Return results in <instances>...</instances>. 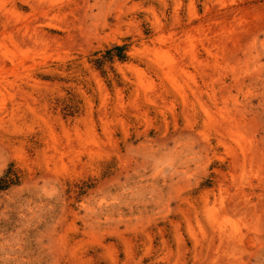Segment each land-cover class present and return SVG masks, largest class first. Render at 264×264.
<instances>
[{
	"label": "rangeland",
	"instance_id": "obj_1",
	"mask_svg": "<svg viewBox=\"0 0 264 264\" xmlns=\"http://www.w3.org/2000/svg\"><path fill=\"white\" fill-rule=\"evenodd\" d=\"M92 2L73 0L49 11L34 10L32 0H8L0 10V146L27 144L45 167L69 171V161L83 157L90 165L120 142L132 153L146 150L140 145L164 153L197 122L199 131H210L213 115L232 99L223 89L222 70L244 59L247 28L238 26L264 20V0H126L120 20L108 16L109 28L89 37L86 29L76 30ZM46 16L68 20L52 23ZM224 75L230 82L231 73ZM218 143L213 155L224 160L229 146ZM139 159L132 156L129 167ZM228 163L233 172L217 169L218 180L235 174L241 161ZM215 187L188 198L176 218L149 231L143 243L167 240L176 223L191 217L192 201L213 198ZM247 194L240 192L241 198ZM85 245L101 255L81 264H101L115 248L99 239L78 247ZM122 248L116 249L118 264Z\"/></svg>",
	"mask_w": 264,
	"mask_h": 264
},
{
	"label": "clouds",
	"instance_id": "obj_2",
	"mask_svg": "<svg viewBox=\"0 0 264 264\" xmlns=\"http://www.w3.org/2000/svg\"><path fill=\"white\" fill-rule=\"evenodd\" d=\"M7 2L0 0V10ZM72 3L32 0L34 10H62ZM125 3L93 0L76 31L98 36L109 28L108 16L120 20ZM45 19L63 24L68 17ZM238 27L247 28L244 59L222 70L223 89L232 99L213 115L210 131H199L197 122L164 153L144 145L139 147L146 150L132 153L120 142L90 165L83 157L69 161V171L45 167L27 144L0 146V264L95 261L101 249L78 247L91 239L115 244L101 264H118L121 245L119 264H264V194L258 195L264 193V20ZM221 140L230 149L224 160L213 155ZM132 156L140 159L129 167ZM229 160L241 163L235 174L218 180L217 169L233 172ZM72 167L83 171L72 174ZM214 183L213 198L192 201L191 217L176 223L167 240L143 243L149 231L172 222L188 198ZM242 190L248 193L243 198Z\"/></svg>",
	"mask_w": 264,
	"mask_h": 264
}]
</instances>
